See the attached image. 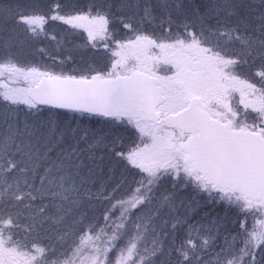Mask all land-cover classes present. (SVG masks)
Listing matches in <instances>:
<instances>
[{"label": "snow or ice", "instance_id": "1", "mask_svg": "<svg viewBox=\"0 0 264 264\" xmlns=\"http://www.w3.org/2000/svg\"><path fill=\"white\" fill-rule=\"evenodd\" d=\"M0 264H264V0H0Z\"/></svg>", "mask_w": 264, "mask_h": 264}]
</instances>
